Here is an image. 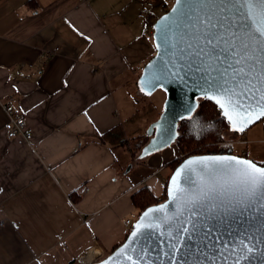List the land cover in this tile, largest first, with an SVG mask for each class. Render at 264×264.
<instances>
[{
	"label": "crops",
	"instance_id": "crops-1",
	"mask_svg": "<svg viewBox=\"0 0 264 264\" xmlns=\"http://www.w3.org/2000/svg\"><path fill=\"white\" fill-rule=\"evenodd\" d=\"M173 1L0 0V264L105 253L136 219L131 194L162 195L177 155L133 159L120 142L146 134L136 68ZM6 105L25 121L13 139ZM231 137L239 155L264 164V121Z\"/></svg>",
	"mask_w": 264,
	"mask_h": 264
},
{
	"label": "snow or ice",
	"instance_id": "snow-or-ice-1",
	"mask_svg": "<svg viewBox=\"0 0 264 264\" xmlns=\"http://www.w3.org/2000/svg\"><path fill=\"white\" fill-rule=\"evenodd\" d=\"M157 39L158 52L162 48L170 59L155 69L149 65L141 81L144 87L166 90L173 80L199 73L194 84L205 100L222 110L232 130L242 132L264 116V0H176L172 12L162 18ZM184 108L189 114L194 110L190 103ZM193 126L202 130L199 121ZM168 197L174 206L171 214L166 205L149 209L145 217L160 215L136 228L167 235L169 264H205L201 256L215 264L209 250L225 257L222 264L228 256L235 257L232 264H241L255 254V245L244 235H214L213 228L202 222L229 215L239 218L252 210L264 213V167L231 155L188 160L172 176Z\"/></svg>",
	"mask_w": 264,
	"mask_h": 264
},
{
	"label": "water",
	"instance_id": "water-1",
	"mask_svg": "<svg viewBox=\"0 0 264 264\" xmlns=\"http://www.w3.org/2000/svg\"><path fill=\"white\" fill-rule=\"evenodd\" d=\"M175 5L176 0L173 1L172 5L165 13H162L153 22L152 43L155 54L147 63H145L142 71L138 74L136 81L138 90L142 95L150 96L157 90H161L165 94V99L163 101L159 116L147 127L146 135L149 137V140L138 154V158L141 159L151 154L160 152L174 144L177 138L178 122L182 120L181 116H184L183 119L190 117L198 107V99H204L200 88L194 84V80L198 78L199 73H197L195 76H191V78L185 77L184 80H173L166 85V90L165 88H161L159 86L149 89L141 84V81L146 78L147 73L150 71L149 65H152L153 69H155L158 66H162L165 60L170 59L168 54L163 52L162 48L158 52L156 45L160 43V41L157 39V35L160 24L162 23V18L168 16L172 12V9L175 7ZM142 87L144 89L143 91L141 90ZM209 102L213 103L218 108L220 115L228 123V120L224 117L222 110L213 101ZM185 103H190L194 106V110L190 114L185 112ZM263 118L264 116H260L258 119L252 120L245 126L244 131L242 132L232 130L230 125L229 127L232 131L241 134L261 121ZM165 140H167L166 144ZM228 155L235 156L239 159L250 160L255 163L257 167H264V165L256 163L249 158L233 154L194 155L184 159L173 170L168 179L166 184V199L162 202L151 205L142 211L132 223L129 233L123 242L120 243L110 254L104 256L99 261L90 264H132L133 260H135L136 264H169V258L167 255H165L166 252H170V241L167 235L161 236L159 231H151L143 228L140 229V231H137L136 225L141 224L142 222L147 224L151 217L160 215V213H149V216L145 217L144 213L149 209H156L161 205H166L168 206V211L170 214L172 211H174V206L171 204V201L168 197V190L171 184L172 176L175 174L177 169L181 168V166L185 164L186 161L197 160L198 158L207 156ZM202 223L205 228L209 226L212 227L214 235L227 232H232L237 237L244 235L248 243L255 245V254L252 255L250 259L242 260L241 264H264V252H261V249L264 248V213L252 210L250 213H245L239 218L235 217L234 215H229L223 219L219 217H213L212 219L205 220ZM134 232L137 233L136 236H133ZM140 232L144 233L143 237L140 236ZM165 232L167 233L166 226ZM222 238L229 239L226 235H224ZM171 242L174 243L175 241L173 240ZM208 254L209 257H212L215 260V264H222V262L225 261V257H222L218 255V253H214L211 250H209ZM180 257H183V252L180 253ZM189 259L191 260V257H189ZM200 259L205 260V264H211V260L206 257L201 256ZM233 259H235L234 256H228L226 264H232Z\"/></svg>",
	"mask_w": 264,
	"mask_h": 264
},
{
	"label": "trees",
	"instance_id": "trees-1",
	"mask_svg": "<svg viewBox=\"0 0 264 264\" xmlns=\"http://www.w3.org/2000/svg\"><path fill=\"white\" fill-rule=\"evenodd\" d=\"M169 8L170 6L165 7L163 13H165ZM154 54H155V50H153L151 55L146 59V63L153 57ZM137 76L135 77L134 88L137 87V83H136ZM138 93H140L141 95L140 97L144 96L141 94L139 90ZM140 97L138 99H140ZM134 98H136V96ZM164 99L165 98L163 96L162 100L160 101L161 106L156 114V118L159 116L161 112ZM148 104L150 105L149 109L152 108L153 103L149 101ZM142 115L146 116L147 118V122H146L147 124L145 125L146 128L152 120H148L147 115L145 114ZM142 115L139 116L142 117ZM194 121H199L200 125H202V130L199 128H195L193 126ZM262 121H264V118L262 119ZM228 134L241 135L242 133L239 134L230 129L229 124L220 115V111L213 103L205 99H198V107L195 110V112L190 117L182 119L181 121L178 122L177 138L173 144L177 148L178 155L177 157H175L173 160H171L166 164V167L170 169V175L173 172V170L184 159L190 156L205 155V154H233V148H234L233 140L229 138ZM148 140L149 137L145 133H143L141 135L137 134L136 136L130 139H123L120 143L121 146H123L126 150L130 151L134 159L136 158V156H138L139 152L146 145ZM237 156L247 158L245 155L237 154ZM170 175L165 179L164 190L162 195L159 197H155L150 192V190L145 186L139 188L138 190H136L131 194L130 199L134 209L136 210V218L147 207L157 204L158 202H162L166 199V184L168 182ZM69 197L73 203H76L80 198L76 194V192L71 193ZM130 228L131 227H129V230ZM119 244L115 245L111 250L105 252L104 256L110 254Z\"/></svg>",
	"mask_w": 264,
	"mask_h": 264
},
{
	"label": "built area",
	"instance_id": "built-area-1",
	"mask_svg": "<svg viewBox=\"0 0 264 264\" xmlns=\"http://www.w3.org/2000/svg\"><path fill=\"white\" fill-rule=\"evenodd\" d=\"M143 66H138L137 71L140 73ZM6 114L8 115V121L4 125V131L8 139H13L18 135H22L25 132V121L21 116L14 115V109L10 105L4 107ZM131 220L125 222L126 225L131 227ZM103 253L99 252L98 249H90L85 254L78 257L76 264H90L102 259Z\"/></svg>",
	"mask_w": 264,
	"mask_h": 264
},
{
	"label": "rangeland",
	"instance_id": "rangeland-1",
	"mask_svg": "<svg viewBox=\"0 0 264 264\" xmlns=\"http://www.w3.org/2000/svg\"><path fill=\"white\" fill-rule=\"evenodd\" d=\"M136 71H137V68H136ZM137 73H138V71H137ZM163 96L165 98L164 92H162L161 90H157L150 96L144 95L143 97H140V99H138L136 101H134V100H132V101L137 102V108L141 111L142 114H145L148 116V120H152L156 116V113L160 109V106H161L160 101L162 100ZM149 101H151L153 103L152 108H150L151 110L149 109V107H150V105L148 104ZM130 108L132 109V106ZM138 119L140 121L139 114H138ZM139 123L141 124L139 130H141V129H143L145 123H144V121H141ZM144 130L146 132L147 127ZM127 135H128V137L131 136L130 133H127ZM228 136L232 140L231 134H228ZM164 150H165L166 156L170 157L169 160H171L173 158V155H178L177 148L173 144L171 146L165 148ZM233 154L234 155L238 154L237 148H233ZM103 257H104V253H103Z\"/></svg>",
	"mask_w": 264,
	"mask_h": 264
}]
</instances>
